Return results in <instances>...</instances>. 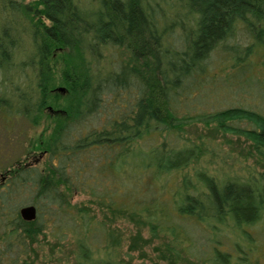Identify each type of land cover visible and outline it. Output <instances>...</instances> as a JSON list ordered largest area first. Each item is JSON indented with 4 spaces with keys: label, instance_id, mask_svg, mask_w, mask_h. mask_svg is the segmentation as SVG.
<instances>
[{
    "label": "trees",
    "instance_id": "obj_1",
    "mask_svg": "<svg viewBox=\"0 0 264 264\" xmlns=\"http://www.w3.org/2000/svg\"><path fill=\"white\" fill-rule=\"evenodd\" d=\"M165 1L186 13L164 11ZM217 52L237 81L255 68L264 0H0V117L34 125L44 116L49 127L29 139L46 152L41 166L16 156L2 165L0 264H26L38 233L69 237L78 264H109L122 237L127 248L145 242L144 226L171 235L165 248L178 256L173 244L193 241L181 219L208 230L203 264H264V237L247 228L257 222L264 232V114L239 106L190 112L184 104L214 75ZM56 83L64 86L57 97ZM58 97L62 112L45 114ZM239 118L252 125L230 123ZM195 122L243 135L237 151L261 168L214 174L210 133H181ZM72 191L106 210L97 216L71 202ZM26 202L35 206L31 219L18 213ZM116 214L132 223L126 235L109 220ZM223 225L225 246L216 233Z\"/></svg>",
    "mask_w": 264,
    "mask_h": 264
},
{
    "label": "rangeland",
    "instance_id": "obj_2",
    "mask_svg": "<svg viewBox=\"0 0 264 264\" xmlns=\"http://www.w3.org/2000/svg\"><path fill=\"white\" fill-rule=\"evenodd\" d=\"M15 1L30 3L33 0ZM165 3L166 5L162 6L164 11L172 12L178 16L186 13L184 7L175 1H165ZM12 19H14L16 24H19L14 13H12ZM13 26L17 28V26ZM104 51H107V49ZM108 54L117 56L115 49H111V53L109 52ZM218 54V52L213 54V59L210 63V71L214 74H212V78H209L210 80L207 82L199 83V87L194 94H188L190 98L184 103L188 111H214L229 106H239L264 114V53H258L252 57L255 68L247 71L241 81H237L240 76L239 73V76L237 73L236 76H234V73L230 75L233 68L229 66L228 61L225 59L216 58L215 56ZM254 75L257 79L254 78ZM58 85L63 86L60 83H56L51 88L53 93H57L55 97L58 96V93L64 92V90L53 89ZM53 93L52 97L49 98L50 101L55 98ZM125 94L122 93L121 95ZM56 100L55 103L48 102L44 105L43 112L45 114L62 112V98L58 97ZM47 106H50V109ZM46 123L47 120L44 116L34 125H30L22 117H16L11 119V121H3L0 117V180L4 175L2 165L15 156L21 162L34 163L37 166H41L46 152H39L38 148L30 147L29 139L40 132L45 133L49 128ZM230 123L240 127H250L252 125L244 118L234 119ZM84 126H87L86 123ZM211 127L212 122L208 126H204L201 122H195L185 126V130H182L181 133L194 136L195 133L200 132L204 137L210 133L211 141L209 145L212 147L213 153L211 164L208 167L212 169L214 174L222 175L223 171L227 170L242 173L250 165H254V168H261L260 165L253 161L251 156H243L237 151L238 149L242 151L246 147L247 139L243 138V135L225 132L224 136L222 131ZM147 139L146 141H148ZM69 197L71 202L75 204H88L92 209L95 208L97 216H100L102 211L106 210L103 206H101L103 210L97 208L82 191H72ZM109 218L112 221L111 223H114L115 228L121 230L124 235L127 234V230L130 229L131 231L133 229L131 221L117 214ZM179 222L190 234L193 241L190 244L184 240L176 241L173 245L178 249V256H169L168 250L165 248L166 241L172 243L170 240L172 238L171 235L160 230L157 234L150 235L144 226L141 228V234L147 238L145 242L137 243L136 247L127 248L129 237H122L120 244L109 252V264H203L198 256H201L207 250L208 244L207 242L205 243L208 234L207 228L202 222L189 219H181ZM259 225L260 223L256 222L247 226L257 238H259V235L264 237V232L258 230ZM220 230L222 234H220V231H216V233L220 235V238L224 241L222 245L225 246L228 238L224 237V235H230V231L227 225H223ZM65 237L59 238V241L56 242L54 235L38 233L37 241L34 245L35 253L29 252V257L26 256V264H28L29 258H32L34 264H78L74 256L73 242L69 237ZM101 254V252H98V255Z\"/></svg>",
    "mask_w": 264,
    "mask_h": 264
},
{
    "label": "water",
    "instance_id": "obj_3",
    "mask_svg": "<svg viewBox=\"0 0 264 264\" xmlns=\"http://www.w3.org/2000/svg\"><path fill=\"white\" fill-rule=\"evenodd\" d=\"M53 89L58 91H63L64 87L61 85L55 86ZM47 108L50 109V106H47ZM18 213L19 215L24 219H31L35 216V206L31 202H26L18 207Z\"/></svg>",
    "mask_w": 264,
    "mask_h": 264
}]
</instances>
